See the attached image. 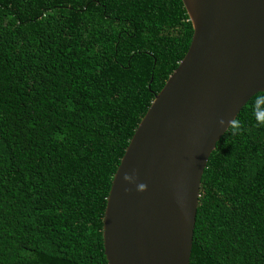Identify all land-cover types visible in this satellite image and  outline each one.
<instances>
[{"label":"trees","instance_id":"1","mask_svg":"<svg viewBox=\"0 0 264 264\" xmlns=\"http://www.w3.org/2000/svg\"><path fill=\"white\" fill-rule=\"evenodd\" d=\"M192 34L181 0H0V264H107L113 176ZM189 264H264V93L208 159Z\"/></svg>","mask_w":264,"mask_h":264},{"label":"water","instance_id":"2","mask_svg":"<svg viewBox=\"0 0 264 264\" xmlns=\"http://www.w3.org/2000/svg\"><path fill=\"white\" fill-rule=\"evenodd\" d=\"M193 34L113 176L107 264H189L200 183L217 142L264 93V0H181Z\"/></svg>","mask_w":264,"mask_h":264}]
</instances>
